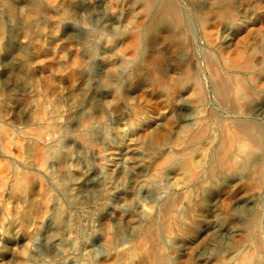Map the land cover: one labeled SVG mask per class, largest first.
<instances>
[{"label":"rangeland","instance_id":"1","mask_svg":"<svg viewBox=\"0 0 264 264\" xmlns=\"http://www.w3.org/2000/svg\"><path fill=\"white\" fill-rule=\"evenodd\" d=\"M129 1L109 2L105 17L113 18L115 23L100 74L92 76V57L102 45L95 25H98V5L79 13L73 8L77 0H0V48L6 40V23L13 20L17 25L13 31L17 47L0 52V189L6 190L0 191V264H38L35 247L45 239L52 201H60L59 210L72 203L66 193L56 188L57 182L65 186L72 176L63 175L62 163L50 168L48 159L49 156L63 159L49 143L51 131L56 129L54 125L60 127L49 119V114L56 116L65 107V91L74 96V101H84L89 111L98 113L103 108L113 113L125 106L126 99L122 96L125 84L134 86L132 100H135L125 106L128 136L119 140L121 148L105 152L93 141L94 133H76L79 141L83 139L92 150L94 167L102 177L93 203L98 199L100 202L95 203L103 204L107 192L125 181L123 173L130 157L147 158L154 153L153 158H148L145 179L131 192L158 189L160 193L152 204L154 207L143 204L137 207L138 223L131 230L141 231L143 241L140 238L124 254L101 255L94 261L82 235L74 242L66 236L65 242L74 243L77 264H121L130 252L133 261L141 257L142 261L137 262L145 264H187L185 259L175 261L162 240L173 226L167 219L170 207L182 196L181 190L173 187L175 180H165V173L172 165L181 168L178 178L189 189L194 188L205 177L217 173L233 151L238 121L260 124L264 137V116L246 113V95L264 86V0H134L136 6ZM171 8L178 9L180 17ZM78 17L83 19L80 34L84 36V47L76 53L71 47L73 40L62 29L66 21ZM227 35L231 41L225 44ZM113 59L117 60L113 66V87L107 91L106 99L95 105L87 81L104 86V75L111 71ZM12 63L17 65L11 66ZM10 67L12 73L7 72ZM217 76L228 82L236 97L232 96L230 103L224 104L217 98L214 88ZM7 87L14 90L9 93ZM182 91L186 92L187 104L180 119L177 106L182 105ZM29 106L35 107L28 113ZM64 119L71 124L76 116L67 113ZM69 124L65 130L71 128ZM119 129L117 126L109 131L108 138L113 139ZM166 142L172 147L161 149ZM195 164L204 167L203 174L195 173ZM128 203L122 200L119 205ZM227 203L220 202L224 210ZM76 214L79 217L75 211L73 215ZM79 218V230L85 229L88 222L81 215ZM109 226H103L99 233V250L104 254L113 246V229ZM15 232L19 234L17 240H13ZM135 247L138 253L132 252Z\"/></svg>","mask_w":264,"mask_h":264},{"label":"bare ground","instance_id":"2","mask_svg":"<svg viewBox=\"0 0 264 264\" xmlns=\"http://www.w3.org/2000/svg\"><path fill=\"white\" fill-rule=\"evenodd\" d=\"M110 1L112 0H77V3L74 4L73 7L76 12L81 13L86 11L88 7L93 4L98 5L97 7L99 10L96 15L98 25H95L99 30L98 36L101 38V40L98 41H101L102 45L99 49H95V52L96 50L98 51L96 53L93 52L95 54L93 57L91 56L93 58V70L91 72L92 76H95L96 73L97 75L100 74L105 58L104 56L106 53V47L109 42V36L112 32L113 24L115 23L113 18L105 17V13ZM129 4L136 6V1L130 0ZM171 11H173L174 15L180 17V12L178 9L171 8ZM82 20L78 17L75 20L66 21L62 29L64 35H67L71 40H73L71 47L74 50L72 51L76 53H79L78 51L80 50V47L84 44L82 43L84 36L80 34ZM162 24L163 22L161 25ZM16 26L17 25L13 22V20L6 23V29L4 31L6 33V40H4L3 45L0 48V52L3 51L4 53L9 48L16 46L17 39L15 35H13V31L16 29ZM230 41L231 38L229 35L225 36L224 43L228 44ZM112 61L114 62L111 64V71H107L106 75H104V86H101L97 82L90 83L89 79V81H87V83H89L88 86H90L89 88L92 91L91 99L95 102V105L96 103L99 104L104 101L107 97V91L113 87L112 77L115 74H113V66L117 64V60L113 59ZM16 65H13L12 63L11 66ZM136 70H138V68ZM7 72L12 73L13 68L10 67ZM173 73H176V71H173ZM6 85L7 84H5V86ZM133 87L134 86H131L130 83L125 84L123 91L124 95L122 96H124L127 101L124 103L126 107L127 104L129 105L135 100H132L135 91ZM214 88L217 98L224 104L230 103L231 98L235 97V95H232V90L228 82L222 78H218V76L215 78ZM13 90V88L7 87V91L9 93ZM69 90L71 91V89ZM181 93L182 105L177 106V114L180 119L182 117V111L187 104V99L184 97V93L186 92L182 91ZM247 95V115L251 113L257 116H264V86L258 87L253 91V93L250 92V94L248 96ZM64 97L66 98V103L64 105L65 107L59 111L58 115L55 116L53 114H49V119L60 126L57 128L54 125L56 129L51 131L49 143L51 148H53L54 153L60 152L63 155V159L59 160L58 158L50 156L49 157L51 159L49 157L48 159L50 160V168L62 163L63 175L66 177L70 175L72 176V178L67 181L68 183L65 182V186L61 185L59 182L56 184V188L66 193L68 198L72 200V203L69 204L68 208H61V210H59L60 201H52L53 211L50 216L48 215L49 217L45 223V239L43 242L39 243L37 247H35L37 248V253H35L34 256L37 254L36 260L38 264H54L56 262L61 264H77L76 262H78V257L77 251L73 247L74 243L65 242L66 236L71 237L73 239L72 241L74 242L77 237L82 235V240L85 242L86 247L91 248V260L97 259L101 255L102 257L103 255L104 257H107V255H112L119 252H123L122 254H124V252H127L129 248L131 249V246L140 240L143 235L140 234L141 231L137 232L131 230L135 223H138L136 215L137 207L143 204L149 208H152L154 207L152 204L156 202L155 200H157L160 196L158 189H152L149 192L143 193L141 191L143 189L140 188L141 190L138 191L139 193L131 192L133 188L138 187V184L145 179L144 177L147 174L148 162L150 160H148V158H153L155 156L154 153L151 155V157L147 158L138 157L133 159L130 157L127 161V169L125 172L123 171L124 173L122 172L125 176V181H123V183L121 182L120 185L118 184L119 186L111 188L107 192V194L104 196V199L102 198L105 200L103 204H96L95 202L98 199L93 203L95 195L99 192L98 189L101 186L100 184L102 182V177L94 167L92 161V150H89L86 142L82 141L83 139L79 141L78 137L76 136L78 134L76 133H94L93 141L99 148L105 152H108L112 148V150L115 152L121 148V146H119V140L128 136V109L124 106L120 107L118 111L114 110L113 113H110L105 112L103 108H101L98 112L100 115L97 116L98 113L86 109V103L84 101H74V96L70 95L66 91L64 92ZM34 107L35 106H29L28 113L32 111ZM67 113L68 115L70 114V116H76V119L73 120L71 124L67 123V121L64 119V116ZM14 121L17 124L21 123L19 120ZM66 124L71 126L69 130H65ZM116 125L119 126L120 129L113 139H109L110 137L108 138V132L116 129ZM259 125L250 121H238L235 124L237 131V144H235L236 146L234 145L235 147L233 151L229 153L226 159L224 158L225 160L223 159L224 162H222L221 166L217 168V173L205 177L200 181L199 184L196 186L194 185V188L192 187L189 189V185H187L185 181L183 182L180 178H178V175L181 173V168H177L172 165L165 173V180L169 181L170 178L175 180L173 187L175 189L181 190L182 192V196L171 205L169 213L167 214L169 215V218L167 219H170L169 223L171 221L173 226H171L170 230L167 232V236L162 237L164 246L171 250V254L174 255L175 261L185 259L187 264H264V137L262 136ZM170 146L169 142H166L162 144L161 149H169ZM192 163L193 162L190 164L193 165L195 162L193 164ZM193 168L196 174L201 175L204 173L203 166H198L195 164ZM162 185L164 186L165 184ZM0 191L4 193L6 191L5 187H2ZM146 199H148V202L145 201ZM122 200H125L129 203L120 207L121 204L119 205V202ZM222 200L228 201L225 210L220 205ZM91 202L93 204H91ZM98 202H100V200L97 201V203ZM75 211L79 214V217L81 215L88 222L85 229L79 230V220H77L79 217L77 214L76 217L73 215ZM80 225L81 227L83 226L81 223ZM106 225H110L113 229V235H111V242L113 246L109 252L107 251L108 253L106 252V254H104L99 250L98 240L102 227H106ZM80 231L82 232L80 233ZM18 235L19 234L15 232V238H13V240H17ZM140 241L142 242L143 238ZM233 241H235V245L232 247L231 244ZM136 245L138 246L139 244ZM135 248H133L132 252H137V247ZM143 251H145V249ZM151 251H153V249H151ZM123 259L121 264H145L142 262H137L139 259L142 261L141 257L137 261H133L134 259L133 256H131V252L130 255L123 257ZM155 262L156 261L153 263ZM168 264H170V262H168Z\"/></svg>","mask_w":264,"mask_h":264}]
</instances>
